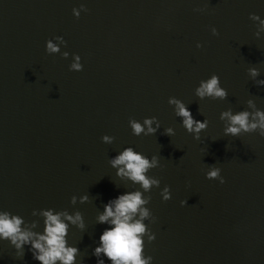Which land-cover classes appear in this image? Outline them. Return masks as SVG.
<instances>
[{
	"label": "water",
	"instance_id": "water-1",
	"mask_svg": "<svg viewBox=\"0 0 264 264\" xmlns=\"http://www.w3.org/2000/svg\"><path fill=\"white\" fill-rule=\"evenodd\" d=\"M81 4L88 11L77 19L72 9ZM250 13L264 18V0H0V209L27 221L37 219L33 209L79 210L86 228H72L69 243L81 264H96L92 250L105 227L97 214L135 187L108 160L132 146L161 164L149 173L161 180L149 193L156 239L145 254L153 264H264V137L225 136L219 119L248 99L264 109V86L247 71L257 67L264 79V34L254 35ZM56 36L67 42V59L45 51ZM72 54L82 71L69 70ZM214 73L227 98L199 100L195 88ZM169 97L208 120L199 140ZM152 116L161 123L155 135L132 134L130 118ZM167 127L174 136L162 134ZM105 134L112 144L102 142ZM210 165L221 168L224 184L205 178ZM84 194L88 203H70ZM0 264L39 262L27 247L18 259L0 242Z\"/></svg>",
	"mask_w": 264,
	"mask_h": 264
},
{
	"label": "clouds",
	"instance_id": "clouds-1",
	"mask_svg": "<svg viewBox=\"0 0 264 264\" xmlns=\"http://www.w3.org/2000/svg\"><path fill=\"white\" fill-rule=\"evenodd\" d=\"M87 11L83 4L72 9L77 19L81 12ZM194 11L203 12L204 9L197 8ZM249 19L256 26L254 35L257 39L261 38L264 34V18L256 13H250ZM211 32L214 36L219 35L215 27L211 28ZM61 46L66 47L67 42L63 36H56L46 41L45 51L48 55L61 54L67 59L70 53L61 52ZM196 47L201 48L203 45L197 42ZM69 70L76 72L83 70L79 54H72ZM247 71L257 86H264V79H258L261 75L259 68L250 67ZM195 96L199 100H225L228 91L222 87L220 77L214 73L199 82L195 88ZM168 104L173 106L182 127L194 139L199 140L200 134L208 127V120L195 119L181 99L169 97ZM246 104L247 107L243 110L234 112L232 108H228L220 113L219 119L224 123L225 136L239 137L242 134L258 133L264 137V109L258 108L253 99H248ZM128 123L135 136L155 135L161 128V123L155 116L145 117L142 122L130 118ZM162 134L172 137L175 135V129L167 127ZM101 139L105 144H112L115 137L105 134ZM108 163L115 170L117 178L128 186L135 187H127L126 191L109 199L103 205V210L97 214L96 223L105 227L99 236L97 246L92 250L96 264H153V256L145 254L146 243L151 244L156 239V233L148 226L156 220L149 208L152 199L149 193L153 188H160L161 180L149 173L161 167L160 159L157 155L149 158L134 147L127 146L109 158ZM205 178L217 180L220 184L226 182L221 175V168L215 165L209 166ZM160 196L163 201L170 200V186L165 185L160 191ZM89 200L87 194L79 198L73 195L70 203L75 206L78 202L85 204ZM180 204L182 207L186 206L187 200H181ZM32 216L37 219L27 221L19 214L0 209V242H7L18 259L23 258L27 247L32 259L39 264H81L80 249L69 243L68 239L72 228L82 232L86 228L83 214L79 210L69 212L67 209H33ZM41 221L43 227L42 230H38L41 228Z\"/></svg>",
	"mask_w": 264,
	"mask_h": 264
}]
</instances>
